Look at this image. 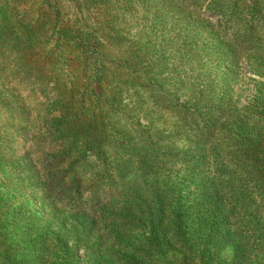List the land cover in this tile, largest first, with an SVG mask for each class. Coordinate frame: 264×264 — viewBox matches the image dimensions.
<instances>
[{"label":"trees","instance_id":"obj_1","mask_svg":"<svg viewBox=\"0 0 264 264\" xmlns=\"http://www.w3.org/2000/svg\"><path fill=\"white\" fill-rule=\"evenodd\" d=\"M162 6L204 10L239 43L203 60L193 40L191 55L169 52L164 74L148 53ZM263 10L264 0H0V110L15 132L4 151L20 145L18 169L38 176L50 207L0 264H82L80 247L83 264H141L137 230L155 264H264ZM242 62L257 76L244 103L236 71L204 72Z\"/></svg>","mask_w":264,"mask_h":264},{"label":"rangeland","instance_id":"obj_2","mask_svg":"<svg viewBox=\"0 0 264 264\" xmlns=\"http://www.w3.org/2000/svg\"><path fill=\"white\" fill-rule=\"evenodd\" d=\"M158 8L159 10L156 12L155 9H153L154 13H150L149 18H152L154 14L159 15V20L158 22H155L154 27L157 29L162 25L160 31L163 33V35H156L159 37H156L157 39L154 41V43L151 42L153 46L149 48L148 53H152L157 59L159 69L164 72V74H167L170 71V65H166V57L169 52L172 49H181L184 54L191 55L196 51V48L199 47V44H193V40H198V43L205 45L202 47L203 51L200 53L203 60L211 57L215 53L221 54L220 51L222 48H224L225 52V49L228 48L229 45H238L237 43H239V40H235L236 43L233 42L230 32L224 33L222 30H220L218 27L217 18L209 13H206L204 10L201 12L196 10V13H192L189 11H171L165 6ZM261 17L262 20L259 25V32L264 29V10L261 12ZM151 20L147 22V27L150 26ZM175 20H181L182 23L175 26V28L172 30L171 26ZM154 31L155 30H153V33ZM108 33L113 35V28L108 30ZM130 33L134 34V31L132 30ZM147 34L149 33L147 32ZM177 34L180 36H186L188 38L182 41L179 36L177 41H174ZM153 37L154 35H152L151 39ZM110 39V44L116 45L118 39H116L114 36ZM234 46L230 49H233ZM242 46H244V43ZM151 49L152 52H150ZM210 49H214L215 53L211 54ZM239 50L240 48H236V51ZM225 68V66H221L219 68L211 67L208 70H203L204 72L207 71V73H217L218 75L222 74L224 76H226V73L236 71L237 80L239 82V85L236 86V89H249V91L244 92V95H241L239 98V101L244 103L249 95H251L252 87L254 85V81L257 80V76L251 73L248 67H246V64L243 62L239 64L236 69L226 70ZM193 69L197 72L200 70V68L197 67H193ZM261 115L264 116V110ZM255 121L256 120H254V122ZM8 125H10V123L7 113H4L2 110H0V135L2 134L3 136V145L0 148V263L3 260V254L6 245L14 240V238L23 232L24 229L29 228V226H32L34 223L41 222L43 219L47 221L45 214L48 210H46V207L50 208L47 204H45L44 208H42L40 203V200L42 199L40 191L41 181L38 176L33 178L30 174V171L26 169V167L18 169V159L21 155L19 151L20 145L14 146V152L11 150L7 152L4 151V146H9L15 139V132L8 131ZM140 125L143 127L145 126V123L141 121ZM118 154H120V152H118ZM262 159V161L255 160V166L259 172H261L262 177H264V157H262ZM121 167L122 165H117L115 168L119 169ZM31 168L35 169L33 165H31ZM24 169L26 172L25 174H23ZM124 172L126 176L124 178L125 181L123 180L124 182H127L128 179H130L131 182L135 183V186H146L143 181L142 173H140L141 175H136V178L134 177L132 179V175H134L133 172L127 174V171ZM52 206L53 214H57L61 211L58 206ZM59 216V218H62L61 215ZM136 223L137 221H132L130 227L136 226ZM11 224L14 225L15 229L11 227ZM133 233L134 237H136L138 240L135 243L136 246H134V252L136 253L137 258H139L141 264H155L153 248L149 246V243H143L144 237L142 233L139 232V230ZM68 241L70 242V237ZM86 254V251L83 252L82 247H80L78 250H74V256L79 261H81L82 264L88 260ZM9 255L10 254H7L5 256ZM224 255L227 256L228 252L226 251Z\"/></svg>","mask_w":264,"mask_h":264}]
</instances>
